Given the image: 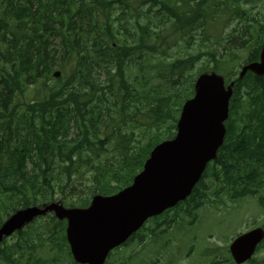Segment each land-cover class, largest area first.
Instances as JSON below:
<instances>
[{
    "label": "trees",
    "instance_id": "obj_1",
    "mask_svg": "<svg viewBox=\"0 0 264 264\" xmlns=\"http://www.w3.org/2000/svg\"><path fill=\"white\" fill-rule=\"evenodd\" d=\"M260 1L0 0V224L18 208L86 207L130 185L210 70L234 81L215 160L184 201L121 247L158 240L182 214L194 220L211 184L214 196L264 208V76L239 78L236 67L259 58ZM203 56L212 66L195 70ZM65 227L50 213L37 218L2 242L0 264H78ZM245 264H264V239Z\"/></svg>",
    "mask_w": 264,
    "mask_h": 264
},
{
    "label": "water",
    "instance_id": "obj_2",
    "mask_svg": "<svg viewBox=\"0 0 264 264\" xmlns=\"http://www.w3.org/2000/svg\"><path fill=\"white\" fill-rule=\"evenodd\" d=\"M246 71L264 76V38L259 60L242 66L239 77ZM59 75V71L53 73L54 77ZM232 89L233 82L225 85L215 72L200 74L193 96L182 105L175 136L151 150L129 186L113 195H95L85 208L51 202L18 209L0 225V244L37 216L52 211L67 222L66 240L75 262L104 264L109 251L125 242L147 219L191 193L223 142ZM263 239L262 227L238 234L228 247L232 260L236 264L248 261Z\"/></svg>",
    "mask_w": 264,
    "mask_h": 264
},
{
    "label": "rangeland",
    "instance_id": "obj_3",
    "mask_svg": "<svg viewBox=\"0 0 264 264\" xmlns=\"http://www.w3.org/2000/svg\"><path fill=\"white\" fill-rule=\"evenodd\" d=\"M252 12L264 14L263 0L253 5ZM232 26L231 24L230 28ZM172 53L177 55V48ZM203 63L208 67L212 66V63L203 56L195 65V70ZM236 67L239 70V62ZM210 188L212 200L198 209L194 220L182 214L179 222L168 227L167 233L158 240L147 238L148 242L140 246L139 237L129 245L114 251L107 262L143 264L150 260L151 264L156 260L155 264H233L225 260L230 257L229 250L227 254L225 247L237 233L255 226H263L264 208L255 197L246 196L239 200H231L224 194L214 196V184H211ZM16 238L14 234L6 240L12 243Z\"/></svg>",
    "mask_w": 264,
    "mask_h": 264
}]
</instances>
